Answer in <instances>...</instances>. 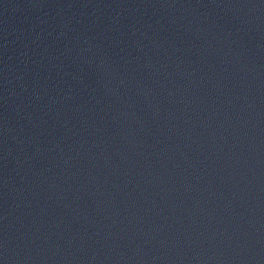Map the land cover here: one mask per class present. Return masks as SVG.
I'll return each instance as SVG.
<instances>
[{
  "label": "water",
  "instance_id": "obj_1",
  "mask_svg": "<svg viewBox=\"0 0 264 264\" xmlns=\"http://www.w3.org/2000/svg\"><path fill=\"white\" fill-rule=\"evenodd\" d=\"M0 264H264V0H0Z\"/></svg>",
  "mask_w": 264,
  "mask_h": 264
}]
</instances>
